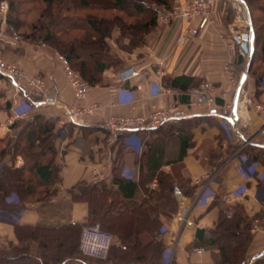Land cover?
Returning a JSON list of instances; mask_svg holds the SVG:
<instances>
[{
    "label": "crops",
    "instance_id": "0c3cea01",
    "mask_svg": "<svg viewBox=\"0 0 264 264\" xmlns=\"http://www.w3.org/2000/svg\"><path fill=\"white\" fill-rule=\"evenodd\" d=\"M188 2L176 0L177 15L169 21L160 20L147 34L145 44L132 51L120 49L123 67L134 65L140 69L139 75L121 81L119 72L123 67L108 68L105 82L91 85L87 96L81 99L74 94L56 48L24 39H0L2 58L16 63L27 78L44 77L50 88L45 97L32 91L27 80L22 82L27 91L22 92L8 76L0 78L4 94L0 136H10L12 147L21 129L35 116L43 115L54 126L55 162L60 166L61 177L53 194L26 201L18 216L15 205L2 203L11 212L0 209V244L19 243L18 224L47 228L69 223L85 225L89 203L75 200L71 188L83 181L107 182L117 187L115 170L137 180L136 193L140 197L159 188L160 172L172 178L177 209L161 216L166 246L162 264H215L219 248L214 236L222 210L233 212L230 208L241 204L245 214L253 217L264 209V161L253 156L261 148L264 150V110L256 107L257 102L264 104V82L259 83L249 71L243 84L252 101L243 95L235 107L237 92L225 67L233 58L234 76L243 79L247 59L238 54L237 47L229 49L226 38L232 28L244 35L246 22L240 11L232 21L228 6L236 9L234 3L216 0L213 20L192 33L190 28L197 27L198 17L188 18L182 13ZM251 42L254 44V40ZM180 75L193 77L186 89L169 85L171 78ZM204 84L213 89L211 96L200 93ZM111 86L119 90L112 92ZM169 86L171 91H167ZM15 96L27 102L24 117L16 118ZM95 103L100 106L91 113L77 117L70 114L76 107ZM154 111L169 118L157 126L109 125L116 116L149 118ZM247 139L250 142L245 144ZM188 140L190 143L186 144ZM4 162L22 167L25 158L11 150ZM251 232L247 264H256L264 260V217L254 218ZM198 247L205 250L199 253ZM65 264L86 263L72 259ZM99 264L105 262L99 259ZM117 264L140 263L132 260Z\"/></svg>",
    "mask_w": 264,
    "mask_h": 264
},
{
    "label": "trees",
    "instance_id": "16d2710c",
    "mask_svg": "<svg viewBox=\"0 0 264 264\" xmlns=\"http://www.w3.org/2000/svg\"><path fill=\"white\" fill-rule=\"evenodd\" d=\"M78 1L84 6L92 4L87 0H65L56 17L52 16V11L44 12L47 19L45 24L33 19L28 33L21 30L24 22H9L13 25L15 36L39 44H49L67 56L72 67L91 85L105 82L106 69L124 66L118 48L132 51L145 44L147 34L158 25L159 12L174 9V0H99L96 3L99 6H95L99 8V15L89 12L79 16L75 14L76 8L80 6ZM246 2L255 30L250 73L262 83L264 0ZM15 4L11 2V10L16 8ZM78 31L83 32L78 34ZM2 77L4 75L0 72ZM192 80L191 76H175L170 79L169 85L186 89ZM2 95L0 89V98ZM53 127L43 115H37L21 129L12 147L10 136H0V209L11 212L2 207L3 202L11 203L16 206L14 209L18 216L26 207V201L45 199L56 191L61 177L60 166L55 162ZM189 143L188 140L186 144ZM11 150L24 156L25 164L22 167H13L4 162L5 155ZM253 156L256 160L264 161V150L261 148ZM114 183H117V187L107 182L83 181L71 188L75 200L88 201V222L99 223L113 234L108 257L99 259L105 264L129 263L132 260L140 264H162L166 246L161 216L177 209L176 186L172 178L160 172L159 188L149 190L144 197L136 193L139 187L136 179L122 176L116 170ZM13 196V201H9ZM230 209L233 212L223 209L217 222L214 244L219 248V255L215 264H247L248 248L253 237L251 226L256 216L264 217V209L253 217L245 214L241 204ZM83 225L69 223L47 228L18 224L20 241L0 244V264H65L72 259L95 264L79 249ZM262 262L264 260L256 264Z\"/></svg>",
    "mask_w": 264,
    "mask_h": 264
},
{
    "label": "built area",
    "instance_id": "2783aa9c",
    "mask_svg": "<svg viewBox=\"0 0 264 264\" xmlns=\"http://www.w3.org/2000/svg\"><path fill=\"white\" fill-rule=\"evenodd\" d=\"M215 2L216 0H189L186 8L182 10V13L186 15L188 18L198 17V26L191 27L190 28L191 32L196 33L199 28H203L207 26V24H209L213 20L212 12ZM1 5H2L1 6L2 9H7L9 7L7 2H3ZM178 12L179 10L177 8L166 11H160L158 18L160 20L168 21L173 16L177 15ZM226 40L229 49H233L237 47L238 54L240 56H242L244 59L250 57V53L248 51H245L240 45L239 46L237 45L238 42L241 43V41L243 40V35L240 31L232 28V33L227 36ZM59 56L64 64L66 75L73 88L76 98L78 99L84 98L89 93L91 89V84L80 74V72L76 71L72 67L71 62L67 56L61 53L59 54ZM228 62L231 63V66H234L233 58H231ZM230 69L231 67H229L227 70L231 73V76L233 77V84L235 86L237 92L236 94L238 96L237 103L240 102V98L243 95L244 98L247 99V101L251 102L252 98L246 96V90L243 84L244 83L243 79L234 76V71L231 72ZM0 72L3 75L11 78V80H13L14 85L19 91L22 92L27 91L26 85L22 83L24 82V80H27V84L31 86V88H35L45 97L49 96L50 88L46 84L44 77L40 75H35L27 78L23 69H21L17 65L8 63L2 57H0ZM139 73H140L139 68H137L134 65H130L127 66L126 68H123L119 72V79L121 81H125L134 76L139 75ZM111 90L112 92H116L119 89L117 86H111ZM171 90H172L171 88L167 89V91H171ZM199 91L202 95L211 96L213 94L212 92L213 89H211L206 84L202 85ZM13 99H14L13 105H14V110L16 112L15 113L16 118H21L26 116L25 114L28 107L26 100H23L18 96H15ZM99 106H100L99 103H95L90 106L76 107L70 111V114L72 117H77L87 112L91 113ZM256 107L260 110H264V104L262 102H257ZM168 118L169 116L167 114H164L161 111H154L153 113L150 114L149 118L145 116H137V117L116 116L109 120V125L113 126L114 128L117 127L137 128L140 126H145L150 124L152 126H157L159 124H162ZM149 120H151V123L149 122ZM249 142L250 139H247L245 144H248ZM255 228L256 227H254V229ZM112 240H113V234L110 231L103 229L99 223H93L85 226L84 231L80 238L79 248L86 255L105 259L109 255ZM204 250L205 249L203 247L196 248V251L199 253L203 252ZM189 264H202V263L199 261H191Z\"/></svg>",
    "mask_w": 264,
    "mask_h": 264
},
{
    "label": "rangeland",
    "instance_id": "374dc122",
    "mask_svg": "<svg viewBox=\"0 0 264 264\" xmlns=\"http://www.w3.org/2000/svg\"><path fill=\"white\" fill-rule=\"evenodd\" d=\"M87 1L89 3H92V4L84 6V5L80 4V2L78 1L80 6L76 5V6H79V7L76 8L77 11H75V14H78L79 16L80 15L85 16V14H88L89 12H96L99 15V8L98 9L95 8V6H99V5L96 4L97 2H99V0H87ZM241 1L242 0H228V2H230V4L231 3L235 4L236 9L233 8L232 5L228 6V8H229V10L231 12L230 16L232 17V21L235 18L234 15L235 16L238 15V11H240V13L242 14L241 15L242 20L246 22V25H245L246 30H247L246 33H249L250 30H251V26H253V22H250V18H249V12L250 11H249L248 6L243 4L244 2L242 1L243 2L242 3ZM244 1L247 4L246 0H244ZM3 2H7L8 3L9 7L7 9H2L1 8V6H2L1 4ZM11 2H15L16 3L15 4L16 8L14 10L10 9ZM23 2H24V4H22L21 0H0V39L7 37V38H10V39L12 38L14 40H15V38L17 40H23V39L15 36L13 25L10 24L9 20H11V21L20 20V21L24 22V25L21 26L22 27L21 30L28 33L31 30V24H32V20L33 19H35L36 21L39 20L40 24H45L47 19L44 17V12H49V11L51 12L52 11L53 12L52 16L56 17V14H57L58 10L63 6L62 3L65 2V0H54V2H52V3H49V2H46V1H43V0H34V1L23 0ZM175 4H176V0L173 1L174 7H175ZM22 10L24 11V14L22 13ZM54 17H52V19H54ZM231 17H230V19H231ZM238 20H240L239 17H238ZM251 20H252V17H251ZM159 21H160V19L158 18V24H159ZM161 21H164V20H161ZM197 26H198V24H197ZM253 28H254V26H253ZM35 32H36V30H35ZM82 32L83 31H78V34H80ZM37 33H38V35L40 37H42L41 34H40L41 32L39 33L38 30H37ZM24 40L31 41V40H28V39H24ZM31 42H33V41H31ZM240 44L241 43H238L237 45L239 46ZM118 50L120 51L119 48H118ZM248 58H250V57H248ZM248 58H246L247 59V62H246L247 66H248ZM7 62L10 63V64L17 65L14 62H10V61H7ZM225 67H226V69L231 67V69H230L231 72L234 71V74L236 73L235 69H234V66H231V63H229L228 61H227L226 65H225ZM123 68H126V67H123ZM123 68H121L120 71ZM4 77H5V75H4ZM4 77H2V78H4ZM169 88H171V87L169 86ZM32 91L39 92L35 88H32ZM0 100L2 102V97L0 98ZM90 224H93V222H88V223H86L83 226L82 233L84 231L85 226L86 225H90ZM82 233H81V235H82ZM87 256H89V255H87ZM89 260H91L95 264L96 263L99 264V258H97V257L89 256Z\"/></svg>",
    "mask_w": 264,
    "mask_h": 264
},
{
    "label": "water",
    "instance_id": "95a60500",
    "mask_svg": "<svg viewBox=\"0 0 264 264\" xmlns=\"http://www.w3.org/2000/svg\"><path fill=\"white\" fill-rule=\"evenodd\" d=\"M244 2V4L247 6V4L245 3L244 0H242ZM249 18H250V22H252L251 20V14L249 12ZM254 37H255V30L253 28V26H251V30L249 33H245L243 35V40L241 41V47L245 50V51H248L250 53V58H249V63H248V66H247V71L246 73L243 75V81L245 80V77L247 75V73L249 72L250 70V66H251V61H252V57L254 55V44L251 42L254 40ZM237 102H238V96L236 97L235 99V107H237Z\"/></svg>",
    "mask_w": 264,
    "mask_h": 264
}]
</instances>
